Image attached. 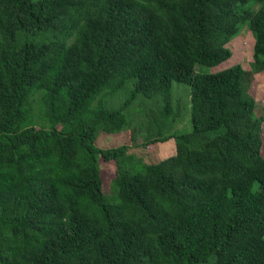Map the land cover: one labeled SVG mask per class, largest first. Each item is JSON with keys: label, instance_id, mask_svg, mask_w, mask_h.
I'll return each mask as SVG.
<instances>
[{"label": "trees", "instance_id": "trees-1", "mask_svg": "<svg viewBox=\"0 0 264 264\" xmlns=\"http://www.w3.org/2000/svg\"><path fill=\"white\" fill-rule=\"evenodd\" d=\"M256 76L264 0H0V264H264Z\"/></svg>", "mask_w": 264, "mask_h": 264}, {"label": "rangeland", "instance_id": "rangeland-1", "mask_svg": "<svg viewBox=\"0 0 264 264\" xmlns=\"http://www.w3.org/2000/svg\"><path fill=\"white\" fill-rule=\"evenodd\" d=\"M252 45L253 38L248 25L245 23L241 26L238 34L229 42L228 46L232 50V56L217 66L210 68L206 67L208 68L207 71H216L235 64H241L244 68L249 69V62L252 59ZM256 77L258 78H256L255 82V91L257 97V107L259 108L260 106L264 105V81L262 80L264 76ZM172 98L173 106L174 108L176 106L178 114L175 120V126L172 129L171 133L174 135L190 131L191 122L189 116V86L182 83L173 82ZM114 142H118L117 138L110 136H103L100 140V143L104 146H107L110 143ZM174 143V136H172L165 142H158L150 145L140 144L137 147L130 148L129 152L136 153L146 163H155L174 153ZM103 169L106 178H108V175L113 171V165L111 163L105 164ZM106 181L107 187H110V176Z\"/></svg>", "mask_w": 264, "mask_h": 264}]
</instances>
